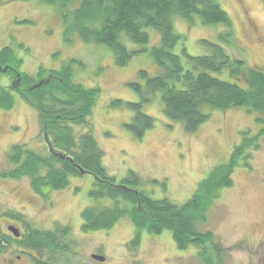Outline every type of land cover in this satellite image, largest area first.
Wrapping results in <instances>:
<instances>
[{
    "label": "rangeland",
    "instance_id": "1",
    "mask_svg": "<svg viewBox=\"0 0 264 264\" xmlns=\"http://www.w3.org/2000/svg\"><path fill=\"white\" fill-rule=\"evenodd\" d=\"M218 2L231 18L234 43L239 51L230 49L250 66L264 70V0ZM173 28L180 41L172 51L181 58L182 48L194 56L207 54L208 46L203 41L218 42L217 35L223 30L221 24L204 26L197 18L190 21L176 16ZM63 30L60 9L56 7L39 0H0V49L14 48V57L21 59L14 68L37 78L40 68L58 70L70 59L81 62L80 66H74L73 77L85 87L95 85L100 89L90 119L93 136L104 151V167L117 180L125 177L128 170H134L150 198L183 204L213 166L228 161L245 130L247 136H252L260 128L255 113L244 107L224 111L211 108L209 118L196 131L188 133L182 123L172 122L163 115L156 94L157 98L143 108L156 121L142 138H134L125 127L132 119V112L124 106L113 107L111 102L139 100L127 85L134 80L144 82L138 71L156 76L158 67L150 49L159 44V32L146 28L149 43L144 46V52L134 55L121 67L115 64L110 51L93 42L85 43L75 33L70 34L72 41L66 43ZM16 43L28 48L27 51L16 48ZM127 43L130 50L144 48ZM215 75L231 79L226 71ZM12 82L10 74L0 76V84L6 90L10 87L13 94V105L8 107L9 103H3L0 107V234L8 236V243L0 250V264H45L46 260L51 261L46 264H203L197 258L196 247L178 249L167 230L161 234L142 231L139 246L130 250L128 242L134 226L127 217L120 218L109 230L83 231L81 212L94 204L88 194L93 184L89 173L69 177L65 189L50 190L43 196L32 190L28 177L5 176L14 167L7 161L14 144H23L36 154L48 152L36 111L11 89ZM74 129L82 131L80 126ZM259 143L250 150V158L237 161L231 175L233 185L219 192L206 222L197 227L201 232H213L214 241L222 249L221 264H247L245 259L249 254L264 255V136ZM97 202L108 204L105 199ZM9 224L19 226L24 232L30 227L54 231L58 226H68L70 232L58 237L63 247L53 256L47 250H23L17 241L11 240L14 237L6 229ZM252 239L257 240L256 247ZM91 254L103 255L105 259L94 260Z\"/></svg>",
    "mask_w": 264,
    "mask_h": 264
},
{
    "label": "trees",
    "instance_id": "2",
    "mask_svg": "<svg viewBox=\"0 0 264 264\" xmlns=\"http://www.w3.org/2000/svg\"><path fill=\"white\" fill-rule=\"evenodd\" d=\"M39 1L60 9L66 43L72 41L70 34L75 33L85 43L93 42L110 51L115 64L121 67L134 55L144 52V46L149 43L146 28L159 32V44L150 49L158 67L156 76L138 71L144 82L134 80L127 85L137 93L139 100L114 99L111 102L113 107L124 106L132 112V119L125 127L134 138H142L154 125L156 119L145 114L143 108L157 98L156 94L163 115L172 122L182 123L188 133L196 131L209 118L211 108L224 111L244 107L255 113L260 128L252 136H247L249 133L245 130L240 143L233 146L228 161L213 166L183 204L166 198L153 199L143 190L142 181L134 170H128L125 177L117 180L104 167V151L93 136L90 119L100 89L95 85L85 87L73 77L74 66L82 63L70 59L58 70L40 68L37 78L31 77L14 68L21 59L14 57V48L5 46L0 49V76L10 74L12 80L16 79L11 89L36 111L48 147L47 154L41 155L23 144H14L7 154L8 163L14 167L5 176L10 179L28 177L32 190L42 195L50 190L65 189L69 177L89 173L93 184L88 194L94 204L81 212L83 231L109 230L120 218L127 217L134 226L128 242L130 250L139 246L142 231L161 234L167 230L178 249L196 247L201 263L221 264L222 249L219 242L214 241L213 232H201L197 227L206 222L209 208L218 199L219 192L233 185L231 175L237 161L250 158V150L258 147L260 137L264 136V70L250 66L230 49L234 47L239 51L228 13L218 0ZM175 16L190 21L197 18L204 26L221 24L223 30L217 35L218 42L204 40L209 52L197 56L182 48L181 58L172 51L180 41V35L173 28ZM127 42L144 48L130 50ZM16 48L25 52L28 49L21 43H16ZM4 68L6 71L2 72ZM222 71L227 72L230 81L215 75ZM9 89L0 84V107L3 103H9L8 107L13 105ZM75 126H80L82 131L77 132ZM103 199L108 204L97 202ZM69 232L68 226L45 232L30 227L14 240L23 250H47L55 256L63 247L58 237ZM4 243H8V239L0 234V250Z\"/></svg>",
    "mask_w": 264,
    "mask_h": 264
},
{
    "label": "flooded vegetation",
    "instance_id": "3",
    "mask_svg": "<svg viewBox=\"0 0 264 264\" xmlns=\"http://www.w3.org/2000/svg\"><path fill=\"white\" fill-rule=\"evenodd\" d=\"M15 80L16 79H14L13 80V82H12V84L10 85L11 87L13 86H15ZM43 196V195H42ZM8 226H14V227H16L18 230H19V235L18 236H16V237H14L15 235H12V237H14V238H12L11 240H13L14 241V239L16 238H19L20 236H22L23 234H24V231H21V229H20V227L19 226H16L15 224H9V225H7V227ZM7 227H6V229H7ZM8 230V229H7ZM8 232L9 233H11L9 230H8ZM12 234V233H11ZM2 235H4V237H8V236H6V234L5 233H2ZM264 240V239H263ZM253 244H255V247L257 246V244H258V242H257V240L256 239H252V241H251ZM253 244H252V247H253ZM245 261L247 262V264H264V255H262V256H256V257H253V256H251L250 254H249V256L245 259Z\"/></svg>",
    "mask_w": 264,
    "mask_h": 264
},
{
    "label": "water",
    "instance_id": "4",
    "mask_svg": "<svg viewBox=\"0 0 264 264\" xmlns=\"http://www.w3.org/2000/svg\"><path fill=\"white\" fill-rule=\"evenodd\" d=\"M1 69V67H0ZM3 72H5V68L2 70ZM80 173H82V171L80 170ZM7 229L15 236L19 235V230L14 227V226H8ZM91 258H93L94 260L97 261H104L105 257L103 255H96V254H91Z\"/></svg>",
    "mask_w": 264,
    "mask_h": 264
}]
</instances>
